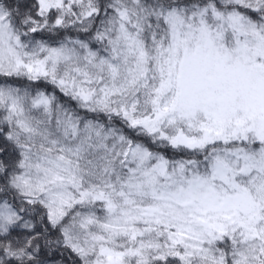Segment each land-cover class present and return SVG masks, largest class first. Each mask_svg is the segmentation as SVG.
Listing matches in <instances>:
<instances>
[{"label": "snow or ice", "instance_id": "obj_1", "mask_svg": "<svg viewBox=\"0 0 264 264\" xmlns=\"http://www.w3.org/2000/svg\"><path fill=\"white\" fill-rule=\"evenodd\" d=\"M0 264H264V0H0Z\"/></svg>", "mask_w": 264, "mask_h": 264}]
</instances>
